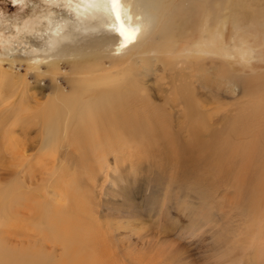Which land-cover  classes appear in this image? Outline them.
Returning a JSON list of instances; mask_svg holds the SVG:
<instances>
[{"label":"rangeland","instance_id":"obj_1","mask_svg":"<svg viewBox=\"0 0 264 264\" xmlns=\"http://www.w3.org/2000/svg\"><path fill=\"white\" fill-rule=\"evenodd\" d=\"M77 1L0 0V96L17 93L23 79L35 86L38 78L45 85L39 97L52 99L56 90L47 77L51 65L60 66L59 82L66 92L71 86L64 80L78 63L110 66L106 47L83 38L49 45L54 20L83 31L75 11ZM137 1L148 22L143 41H149L151 53L146 56H158L162 62H152L148 75L141 76L137 110L156 116L161 125L156 132L165 139L154 142L155 154L148 149L152 157L136 161L129 155L111 154L106 160L93 159L92 171L77 166L78 155L60 156L58 166L67 163L73 170L61 171L54 179L65 188L74 175L81 180L69 191L87 205L91 219L112 243L114 264H264V187L258 194L263 198L256 197L262 201L257 206L246 212L237 206L234 176L243 171L244 163L229 160L237 150L248 158L264 132V0ZM117 48L118 43L106 50L114 53ZM243 53H247L244 58ZM134 64L130 62L126 69ZM135 68L143 71L142 64ZM35 91L39 92L31 90ZM7 135L16 146L0 138L3 217L9 212L8 191L14 184L18 187L9 175L8 151L30 148L35 153L39 136L28 131L23 137L19 129ZM199 144L205 149H199ZM181 145L187 152L180 150ZM37 157L33 163L39 161ZM70 160L75 164H68ZM87 185H93L95 193L83 189ZM56 193L48 195L49 203L44 205L48 213L67 204L61 194L65 191ZM12 208L21 222L0 226L3 260L9 254L26 264H70L64 249L67 240L54 237L51 216L40 215L33 222L34 213L29 216L30 212ZM71 238L72 245L79 239L78 234ZM85 260L82 264H88Z\"/></svg>","mask_w":264,"mask_h":264},{"label":"bare ground","instance_id":"obj_2","mask_svg":"<svg viewBox=\"0 0 264 264\" xmlns=\"http://www.w3.org/2000/svg\"><path fill=\"white\" fill-rule=\"evenodd\" d=\"M137 2V0H78L75 11L78 20L84 25L83 31L78 30L74 24L61 20L52 21L51 29L48 28L50 29L48 43L51 47L66 41L74 42L78 37L83 38L88 44L104 46L106 49L118 43L114 53L103 50L110 57V66L97 61L78 63L77 67L71 69L70 78L64 80L66 85L71 86L70 91L66 92L63 83L59 82L60 66L51 65L47 77L50 76L49 79L56 90L52 99L45 95L39 97L45 85L41 80H37L38 78L35 86H31L23 79L20 81V89L17 93L8 92L9 94L0 96V138H3V142L16 146V142L7 134L12 135L17 129L21 130L23 137L27 136L28 131L39 135L36 144L38 150L36 149L35 153H33L34 149L30 148L17 150L11 147L8 151L12 156L10 157L12 160L8 162L12 167L9 175L11 179H16L18 187L14 184L15 186L10 187V191L7 190L9 212L4 217L0 215V226L8 227L7 222L11 221L14 227L21 222L16 214L11 213L12 207L19 209L20 213L30 212L27 214L29 216L34 213L33 217L36 216L34 219L44 214L51 216L50 220L54 222V225H51L52 234L54 237L67 240L65 242L68 244L67 249L66 247L64 249L70 264H82L83 259H86L85 262L88 264H114L116 259L115 254L112 257V243L102 234L99 224L91 219L87 205L77 202L72 191H69L75 184L78 186L81 180L78 181L79 178L74 175L65 188L54 179L61 171L67 174L66 171L73 170L71 165L67 166V163L59 167V159L69 158L71 156L69 153H73L78 155L80 163L77 166L80 169L92 171L93 159L106 160L111 154L129 155L131 158L135 157L136 161L137 159L141 161L144 156L152 157L149 150L152 149L153 154L156 153L154 142L165 139H160L156 132V129L161 128V125L155 121L156 116L148 117L141 108L137 110L140 107V89L143 85L141 76L148 75L152 62L162 63L158 56H146L151 53L149 41L145 44L143 41L148 22L143 18L142 11L138 10ZM108 30H114L116 34L108 36L106 33ZM101 32L102 36L98 35ZM246 54L243 53L241 57L244 58ZM133 61L135 62L133 67L126 69V66ZM137 64H142V72L135 68ZM31 90H39V92H31ZM133 113L134 116L131 118ZM261 119L264 123V116ZM262 135L254 151L250 156L246 155L249 156L248 158L243 159L245 154L239 153L238 150L229 157L230 164L236 160H242L244 163L243 171L234 176L233 185L237 191V206H242L245 212L253 205L257 206L258 202H262L257 199L262 197L258 194H262L264 187V132ZM193 136L198 137L199 134L195 133ZM195 140L197 141L196 138ZM128 148L133 151H128ZM202 148L205 149V146L199 144V149L203 150ZM186 149L187 147L181 145L182 152H187ZM36 156L39 161L33 163ZM70 163L73 165L75 161H68V164ZM50 183L51 185L48 186ZM92 186L87 185L83 189L92 188L91 191L95 193ZM50 189L52 193H49ZM58 190L65 191L61 194H64L67 204L56 206L51 210L53 212L48 213L49 210L45 208L49 203L48 195L54 196L58 194L56 193ZM261 205L263 204L260 203ZM22 220L24 221L23 218ZM35 221L36 219L33 220ZM24 223L25 221L22 223L23 226ZM20 232L22 238L23 231ZM77 234L79 239L77 238L72 245L71 241L74 239L71 237ZM72 250L73 254H71ZM79 255L83 257L82 260L77 259ZM14 257L8 254V258L3 260L0 256V264H26L25 261Z\"/></svg>","mask_w":264,"mask_h":264}]
</instances>
